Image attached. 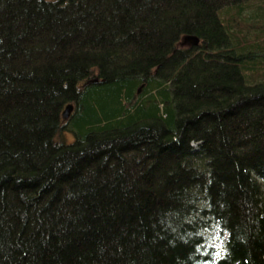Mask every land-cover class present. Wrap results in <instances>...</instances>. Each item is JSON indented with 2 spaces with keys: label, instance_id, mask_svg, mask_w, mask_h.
Listing matches in <instances>:
<instances>
[{
  "label": "trees",
  "instance_id": "trees-1",
  "mask_svg": "<svg viewBox=\"0 0 264 264\" xmlns=\"http://www.w3.org/2000/svg\"><path fill=\"white\" fill-rule=\"evenodd\" d=\"M0 264H264V0H0Z\"/></svg>",
  "mask_w": 264,
  "mask_h": 264
},
{
  "label": "rangeland",
  "instance_id": "rangeland-1",
  "mask_svg": "<svg viewBox=\"0 0 264 264\" xmlns=\"http://www.w3.org/2000/svg\"><path fill=\"white\" fill-rule=\"evenodd\" d=\"M67 140L72 141L71 134H67ZM207 236L206 245L212 247L215 251H224V244L227 240V234H219L217 230H211L205 234Z\"/></svg>",
  "mask_w": 264,
  "mask_h": 264
},
{
  "label": "water",
  "instance_id": "water-1",
  "mask_svg": "<svg viewBox=\"0 0 264 264\" xmlns=\"http://www.w3.org/2000/svg\"><path fill=\"white\" fill-rule=\"evenodd\" d=\"M198 42H199V38L192 34L183 35L180 41L181 45H191V46L197 45ZM72 110H73V105L71 103L66 104L61 113L62 118L67 119L70 116Z\"/></svg>",
  "mask_w": 264,
  "mask_h": 264
}]
</instances>
